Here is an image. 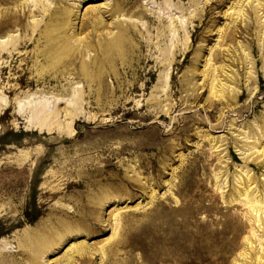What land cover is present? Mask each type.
Returning a JSON list of instances; mask_svg holds the SVG:
<instances>
[{
	"label": "rangeland",
	"instance_id": "374dc122",
	"mask_svg": "<svg viewBox=\"0 0 264 264\" xmlns=\"http://www.w3.org/2000/svg\"><path fill=\"white\" fill-rule=\"evenodd\" d=\"M41 1L48 61L0 0V264H264V0Z\"/></svg>",
	"mask_w": 264,
	"mask_h": 264
},
{
	"label": "bare ground",
	"instance_id": "6f19581e",
	"mask_svg": "<svg viewBox=\"0 0 264 264\" xmlns=\"http://www.w3.org/2000/svg\"><path fill=\"white\" fill-rule=\"evenodd\" d=\"M26 1V0H24ZM34 1V4L36 6V4H39L40 6H42V10H43V13L45 14V17H46V22L44 25V29L43 30H39V28H36L35 30V26L37 25V23L33 24L34 28L32 29V32L35 30L36 31V35L40 38L43 37L44 41L42 40V46H41V49L39 50H36L34 51V54L36 56H40L41 59L45 60V61H48L49 59H52V57L54 56V53L57 51V49L55 48V46L53 45L52 43V40H56L58 43H60V40L64 39L65 38V35H64V29L66 28L67 26V19L65 16V14L61 13L62 11H59L57 8H55L56 10H54L53 8H49L48 7V4L47 3H44L43 1L41 0H33ZM12 2V0H11ZM1 4V3H0ZM25 7V3L23 4ZM21 6V5H20ZM17 7V5H16ZM6 10V9H5ZM5 12V11H4ZM8 12V11H7ZM18 12V11H17ZM32 12V11H31ZM1 13V12H0ZM12 13V12H11ZM25 13V12H24ZM28 13V12H27ZM30 13V11H29ZM9 14V13H7ZM61 14H63V16H61ZM145 15V14H143ZM21 16V14H9V15H6L5 13H1L0 14V34L4 35L6 32L5 29H9L10 27L12 28V26H21L22 27V24H21V21L19 19V17ZM59 19V23L57 24L56 28H55V24L53 21H57ZM149 19V18H148ZM97 18H90L84 25L85 26H88V25H92L93 27H95L98 23H99V20H98V23H97ZM84 23V22H83ZM25 25V24H24ZM42 26V25H41ZM54 26V28H53ZM26 27V26H24ZM10 28V29H11ZM82 28V27H81ZM84 28V27H83ZM119 28V27H118ZM7 29V30H8ZM23 29V28H22ZM53 29H60L59 31L62 32L63 35H54L52 34V30ZM117 32V31H116ZM124 33V32H122ZM121 33V34H122ZM36 36V37H37ZM120 36V35H119ZM67 39V38H66ZM84 38H75L73 40V42H75V51L79 54V55H83V50L79 49V45H81L82 47L85 48V51H89L90 49H93V51H95V55L97 54V52H99L98 50L100 49V52H104V51H108L112 48H114V44H115V41L113 42V40H110V41H101V42H97V46L96 48H93L94 47V44L91 42V41H83ZM121 39V38H120ZM61 40V41H62ZM100 40V39H99ZM36 41V40H35ZM66 41V40H65ZM28 41L26 40H18L17 38H9L5 41H0V55L1 56H4L9 59H13V56H18V52H19V45H23L25 46L27 44ZM65 43V42H64ZM40 45V44H39ZM38 45V46H39ZM121 45V44H120ZM40 47V46H39ZM71 47V46H70ZM118 47V46H117ZM60 48V47H59ZM58 48V49H59ZM61 49V48H60ZM70 51V50H69ZM74 51V52H75ZM59 52V50H58ZM67 52H68V49H67ZM71 52V51H70ZM69 53V52H68ZM66 54V53H65ZM99 55V54H98ZM33 56V54H32ZM77 56V55H76ZM39 57V58H40ZM97 58V56H95ZM103 57V56H102ZM38 58V57H37ZM94 58V59H96ZM101 58V57H100ZM102 59V58H101ZM38 63V61H36L34 63V65H36ZM83 63V61L81 62ZM80 63V64H81ZM85 63V62H84ZM83 63V64H84ZM87 66V65H86ZM4 70V67H0V73L2 74ZM82 70V68H81ZM97 70V69H96ZM94 71H95V68H94ZM59 77V76H56V78ZM61 77V76H60ZM20 79V77H19ZM40 80V83H45V80L46 78H39V79H36V82L38 83ZM49 80V79H47ZM67 80V79H66ZM69 84V83H68ZM20 85V84H19ZM64 88V86H63ZM37 90V89H36ZM70 92V91H69ZM76 100V99H75ZM3 101V100H2ZM5 102V101H4ZM38 102V101H37ZM73 102V101H72ZM75 102V101H74ZM73 105H75V103H72ZM79 104V103H78ZM42 106L45 107V104H41ZM41 107V106H40ZM39 107V108H40ZM38 111V110H37ZM42 111V110H40ZM67 113V112H66ZM46 114V113H45ZM47 117V116H46ZM55 117V116H54ZM44 119V118H43ZM43 121V120H42ZM61 124V123H60ZM248 201L250 202V200L248 199L247 200V203ZM251 210L253 211V217L255 218L254 220L255 221H261V214H264V206H260V204H252L251 202Z\"/></svg>",
	"mask_w": 264,
	"mask_h": 264
}]
</instances>
